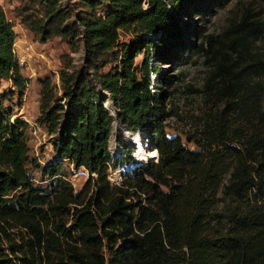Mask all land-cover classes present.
<instances>
[{"label": "trees", "instance_id": "16d2710c", "mask_svg": "<svg viewBox=\"0 0 264 264\" xmlns=\"http://www.w3.org/2000/svg\"><path fill=\"white\" fill-rule=\"evenodd\" d=\"M28 2L31 32L42 41L64 38L71 51L80 43L84 55L77 64L62 56L57 82L39 80L35 122L54 155L41 164L29 155L28 122L13 117L12 98L21 101L28 79L0 5V83L13 87L0 92V264H264V60L250 43L257 23L241 21L226 44L231 52L217 49L221 58L205 87L224 105L201 134L186 136L196 145L189 149L165 132L173 114L165 102L178 74L160 66L181 56L174 49L184 46L183 0ZM121 30L131 34L126 41ZM188 44L193 53L207 51L203 42ZM107 98L122 128L143 130L158 154L113 187L109 165L132 158L129 147L120 158L108 151ZM64 161L97 174L86 183L89 195L75 193ZM32 169L50 182L36 184Z\"/></svg>", "mask_w": 264, "mask_h": 264}, {"label": "rangeland", "instance_id": "374dc122", "mask_svg": "<svg viewBox=\"0 0 264 264\" xmlns=\"http://www.w3.org/2000/svg\"><path fill=\"white\" fill-rule=\"evenodd\" d=\"M185 3L179 15V26L181 37L179 46L181 56L174 60L175 63H164L161 67L167 72L178 74L177 80L168 90L170 95L166 100V106L173 114L165 121V132L168 136L180 135L183 144L189 149H196L192 141H188L187 135L201 134L205 128V123L217 115L224 103L208 93L210 90L205 87L206 79L211 75L212 70L218 63L219 53L217 49L222 48L231 52L226 44H231L236 38L241 21L256 22L258 28L251 37L250 43L252 49L257 51L264 60V0H183ZM28 0H0L7 21H9L16 33L13 44L17 59H22L23 64L19 65V70L24 77L28 79L23 98L19 99L13 96V117H19L28 122L26 136L30 147L29 155L37 157L39 163H47L54 159L50 136L45 129L38 125L35 120L39 114V80L49 75L55 82L58 81V70L61 66V59L64 55L73 57L74 63H80L84 51L81 44L77 51H71V47L66 39L51 36L48 40H40L31 32L26 24L25 13L33 9L29 6ZM30 4V3H29ZM72 11L75 10V7ZM75 12V11H73ZM72 12V13H73ZM35 13V11H34ZM36 15V13H35ZM74 19V16L70 20ZM120 41H126L131 34L121 30ZM207 51L202 53H193L188 47V43H201ZM136 62H142V55H138ZM179 64V65H177ZM153 74L151 75V78ZM216 89V83L213 84ZM263 89L262 106L264 109V77L261 79ZM11 82L2 81L0 83V92L12 89ZM106 101H111L109 98ZM105 101V102H106ZM107 102V103H108ZM112 102V101H111ZM112 105H115L112 102ZM107 109V108H106ZM109 110V109H108ZM118 118V115H117ZM241 124L242 122H239ZM119 127V130L117 129ZM244 127V125H243ZM124 130L117 121L115 131ZM246 129V128H245ZM136 145L131 135L123 131ZM115 136L120 144L115 158L123 155L125 147L131 148L125 141L123 135L118 136L113 133L111 140ZM118 139V140H117ZM141 142L147 143L145 133L141 135ZM110 140V141H111ZM117 156V157H116ZM118 166L112 168L118 169ZM61 170L65 173L67 179L73 184L75 193L83 191L89 195L86 183L88 179L75 176L76 168L64 161ZM34 182L39 185H47L51 178L42 176L35 169L31 170ZM87 192V193H86ZM0 241L6 246V239L0 233Z\"/></svg>", "mask_w": 264, "mask_h": 264}, {"label": "built area", "instance_id": "2783aa9c", "mask_svg": "<svg viewBox=\"0 0 264 264\" xmlns=\"http://www.w3.org/2000/svg\"><path fill=\"white\" fill-rule=\"evenodd\" d=\"M13 51H14V53H15V48L13 47ZM17 58V57H16ZM17 63H18V65H22L23 64V60L22 59H17ZM104 106L106 107V105H105V102H104ZM107 108V107H106ZM108 110V109H107ZM109 111V110H108ZM118 112H119V108H117V107H114L113 106V111L111 112V111H109V113H110V115L113 117V128H112V130H111V136H112V134L113 133H116L117 134V136H118V139H119V136H121V135H123L126 139H125V141H126V143H128V145L131 147V148H133L132 150V152H131V158H132V160L130 161V162H128V163H126V164H123V165H121V164H119L120 166H118V169H114L113 170V168H112V166L111 165H109V168H108V173H107V181H108V183L113 187V186H121L123 183H124V181H125V179H126V177H127V173H128V171L130 170V169H132V168H134L135 166H137V165H147V164H149V163H153V162H157L158 161V154L156 155V157H152L151 159H150V161H149V163H138V162H136V159H135V157H134V153L137 151L136 150V145H135V143L130 139V138H128V136L122 131V130H120V131H115V125H116V122L118 121V122H120L119 120H118V118H117V115H118ZM120 124L123 126V124L120 122ZM145 126V125H144ZM126 128V127H125ZM145 128H146V131H147V133L146 134H148V129H147V127L145 126ZM111 136H110V139H109V142H108V151H109V153L111 154V155H113V154H115L114 153V151L112 150V148H111V145H110V143H111ZM148 137V140H149V144H150V138H149V135L147 136ZM113 138H115V136L113 137ZM117 139V140H118ZM117 145H118V147H119V149L121 148L120 147V144L117 142ZM151 145V144H150ZM118 154V153H117ZM75 176H80V177H83V178H85V179H89V178H92V179H95L96 177H97V174L95 173V172H89L86 168H84V167H79V168H77V171H76V173H75ZM143 204L145 203V201L143 200V202H142Z\"/></svg>", "mask_w": 264, "mask_h": 264}, {"label": "bare ground", "instance_id": "6f19581e", "mask_svg": "<svg viewBox=\"0 0 264 264\" xmlns=\"http://www.w3.org/2000/svg\"><path fill=\"white\" fill-rule=\"evenodd\" d=\"M107 102L105 103V105L107 104ZM117 129L119 130V127ZM122 129H124V128H122ZM124 130H122V131H124ZM125 132H127V134L131 135L132 138H134V141L137 142L136 143V147H137L136 150L137 151L134 153V157L136 159V162H138V163H149V161L152 157H156V153L151 148V146H149L147 143H144V141H143V143L141 142L140 138H141L142 133L144 132L143 130H139V132H137L135 134H132L126 130H125ZM110 145H111V148L114 151V153L117 154L119 152V147L117 145V141L115 138L113 140H111Z\"/></svg>", "mask_w": 264, "mask_h": 264}]
</instances>
